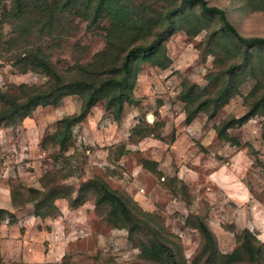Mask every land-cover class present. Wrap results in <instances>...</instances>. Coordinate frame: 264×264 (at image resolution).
<instances>
[{"label": "rangeland", "instance_id": "374dc122", "mask_svg": "<svg viewBox=\"0 0 264 264\" xmlns=\"http://www.w3.org/2000/svg\"><path fill=\"white\" fill-rule=\"evenodd\" d=\"M207 2L222 8L242 35L264 37V0ZM9 8V0L0 1L4 40L17 34L10 19L3 18ZM194 11L200 13L198 8ZM69 12L62 17L63 31L40 41L65 78L77 76V65L91 62L104 47L108 25L103 19L98 27H88L87 20ZM205 21L207 31L194 37L181 29L170 35L165 42V56L170 59L166 68L140 63L132 86L134 100L124 103L118 121L99 100L72 127L66 148L55 134L62 118L79 112L77 94L38 104L26 116L0 127V207L15 217L0 223V264H157L140 257L136 238L129 239L125 228L106 220L92 192L76 208L56 198L52 203L59 214H32L29 200L39 195L31 189L43 192L52 185L68 186L74 197L82 183L96 176L153 215L180 264H229L218 256L206 262L198 254L202 239L191 214L206 220L218 252H232L236 234L245 227L264 242V170L260 166L264 165V106L245 124L228 129L241 142L239 147L219 138L215 130L223 119L243 115L253 98L264 93V47L252 48L248 64L229 80L237 91L232 97L217 104L203 103L204 95L197 97L191 109L201 110L186 123L185 101L180 96L186 87L195 83L215 96L226 81L224 70L241 59L242 47L238 50L229 39L218 37L213 46L217 54L206 48V35L218 28L219 20L206 17ZM21 44L22 40L10 46L0 44L2 90H14L19 84L42 85L48 79L42 73L20 72L16 56ZM208 74L215 78L208 79ZM138 124L158 132L160 139L153 134L132 139L130 132ZM142 159L155 162L146 168ZM260 263L264 264V258L258 263L231 264Z\"/></svg>", "mask_w": 264, "mask_h": 264}, {"label": "trees", "instance_id": "16d2710c", "mask_svg": "<svg viewBox=\"0 0 264 264\" xmlns=\"http://www.w3.org/2000/svg\"><path fill=\"white\" fill-rule=\"evenodd\" d=\"M1 1V0H0ZM10 8L3 15L4 21L10 19L16 36L3 39L0 32V44L16 43L22 40V49L17 53L16 61L21 73L33 71L48 76L42 85L19 84L14 90L0 88V127L26 116L38 104L56 103L68 94L80 96L81 105L78 113L65 116L59 121V130L55 134L57 142L64 149L71 140L72 127L85 118L91 106L103 100L106 110L110 111L115 121H118L123 111L124 103L133 102L132 86L141 62H147L161 68H166L170 59L165 56V42L176 30H183L188 37L196 36L201 30L207 31L208 21L219 20L216 29H210L206 35L207 46L217 54L213 46L217 45L218 37L231 40L240 52V61L233 62L224 70L226 81L217 90L215 96H209L206 87L193 83L180 94L185 101V122L189 123L201 108H192L197 97L204 95L203 103L225 102L237 91L229 85L242 65L248 64L251 50L264 47V37H246L242 35L228 19L225 11L207 0H9ZM200 11L197 14L194 9ZM187 9V10H186ZM186 10V11H185ZM75 12L88 21V27H98V22L107 19L105 27V45L97 51L93 60L79 63L75 68L77 76L65 78L51 63L43 50L40 41H47L53 34L63 31L62 17L65 12ZM69 12V13H70ZM202 17L204 18L202 20ZM206 53L202 55L203 59ZM214 79V74L206 75ZM237 90V89H236ZM264 106V93L259 98H253L249 109L241 116H230L215 126L216 134L233 146H241L237 137L228 129L241 126L256 116L257 110ZM153 134L160 139V134L150 127L138 125L132 128L130 136L139 141L144 136ZM264 138V126L261 130ZM144 167L150 168L155 161L142 159ZM264 170V165L260 163ZM39 195L31 197L33 215L46 217L59 214L60 210L52 203L56 198H63L70 208L83 204L86 194L92 192L96 208L102 210L106 220L116 227L125 228L129 239H135L139 255L143 259L157 264H180L173 248L164 236V229L153 215L143 211L134 199L124 197L116 189L100 177L88 179L82 183L72 196L73 189L68 186L52 185L41 192L31 189ZM15 193H10L11 200ZM51 202V203H50ZM101 213V212H100ZM102 214V213H101ZM15 219L12 212L0 207V223ZM195 228L201 237L198 254L204 260L211 262L215 257H223L229 264L234 261L246 260L258 263L264 258V242L260 241L248 228H243L236 234L237 244L230 253L218 252L214 235L206 220L191 214ZM10 219V220H9ZM1 263V259H0ZM49 264H56L50 262ZM261 264V263H260Z\"/></svg>", "mask_w": 264, "mask_h": 264}]
</instances>
